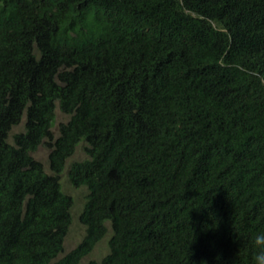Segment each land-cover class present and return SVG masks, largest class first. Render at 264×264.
<instances>
[{"label":"trees","instance_id":"trees-1","mask_svg":"<svg viewBox=\"0 0 264 264\" xmlns=\"http://www.w3.org/2000/svg\"><path fill=\"white\" fill-rule=\"evenodd\" d=\"M261 231L264 0H0V264H253Z\"/></svg>","mask_w":264,"mask_h":264},{"label":"rangeland","instance_id":"rangeland-1","mask_svg":"<svg viewBox=\"0 0 264 264\" xmlns=\"http://www.w3.org/2000/svg\"><path fill=\"white\" fill-rule=\"evenodd\" d=\"M67 119V115L60 111L58 107L55 110V119L53 122L52 130L55 134L58 132V126L61 121H65ZM24 118L15 126L12 127L9 139L12 138V133L17 132L23 128ZM48 153L49 149L45 145L41 144L37 147V149L32 152V155L39 159L48 170ZM86 156L84 150L81 145H79L75 152L69 157L70 160L82 159ZM63 189L66 193L70 194L73 198V205H72V222L69 226L68 232L65 235V239L63 241L64 249L63 252L59 254L62 255L66 251L73 248L83 237L84 235V226L78 219V214L81 211L82 204L84 201L85 195V188L84 187H74L68 183L67 180L63 179ZM109 232L96 244L93 250L87 255V257L83 258V261L86 258H94L99 259L106 251H107V239L109 236Z\"/></svg>","mask_w":264,"mask_h":264},{"label":"clouds","instance_id":"clouds-1","mask_svg":"<svg viewBox=\"0 0 264 264\" xmlns=\"http://www.w3.org/2000/svg\"><path fill=\"white\" fill-rule=\"evenodd\" d=\"M256 253L253 257V264H264V231L258 232L253 237Z\"/></svg>","mask_w":264,"mask_h":264}]
</instances>
